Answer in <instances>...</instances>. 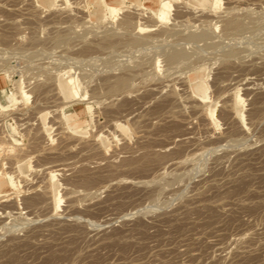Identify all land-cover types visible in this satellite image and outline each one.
Returning a JSON list of instances; mask_svg holds the SVG:
<instances>
[{
  "label": "rangeland",
  "instance_id": "obj_1",
  "mask_svg": "<svg viewBox=\"0 0 264 264\" xmlns=\"http://www.w3.org/2000/svg\"><path fill=\"white\" fill-rule=\"evenodd\" d=\"M98 3L0 0V264H264V0Z\"/></svg>",
  "mask_w": 264,
  "mask_h": 264
},
{
  "label": "bare ground",
  "instance_id": "obj_2",
  "mask_svg": "<svg viewBox=\"0 0 264 264\" xmlns=\"http://www.w3.org/2000/svg\"><path fill=\"white\" fill-rule=\"evenodd\" d=\"M97 1L100 3V4L98 3L99 5L102 4L101 7L105 5L106 8H107L108 5H109V6H111V5H113V4L118 5V0H97ZM145 1H147V3L149 4L150 9H152V10H155V9H156V5H155L156 0H145ZM169 1H174V0H169ZM196 1H198V0H196ZM151 2H152L153 4H150ZM199 4H200V3H199ZM98 7H99V6H98ZM164 9H165V8H164V4H163V3H160V8L157 9L156 11H152V12L154 13L155 17H156L159 21H163L161 15L164 13ZM246 16H248V15H246ZM128 17H129V16H128ZM128 17H127V19H128ZM230 17H231V16H230ZM237 17H238V16H237ZM249 17H250V15H249ZM122 18H123V17H122ZM234 18H235V17H234ZM240 18H241V17H240ZM247 18H248V17H247ZM247 18H246V19H247ZM257 18H258V17H257ZM129 19H130V18H129ZM125 20H126V19H125ZM226 20H227V19H226ZM252 20H254V19L252 18ZM260 20H262V19H260ZM260 20H259V21H260ZM122 21H123V20H122ZM126 22H127V24H129V23H128L129 21L126 20L125 22L123 21L124 24H122V25H125ZM130 22H131V21H130ZM249 22H250V21H249ZM245 23H247V22H245ZM127 24H126V25H127ZM247 24H248V23H247ZM253 24H254V23H253ZM255 24H256V23H255ZM261 24H262V23H261ZM126 25H125V26H126ZM249 25H251V23H250ZM119 26H120V25H119ZM131 26H132V24H131ZM203 26H204V25H203ZM241 26H242V25H241V23H240L238 20L231 19V20H229V21L226 22L224 28H225L227 31H228V29H230V32H231V31H235V32H236L237 30H240V28H241L242 31H243V28H245V27L242 26V27H243V28H242ZM122 27H123V26H122ZM256 27H257V26H256ZM83 28H84V27H83ZM202 30H203V29H202ZM207 30H208V29H207ZM85 31L88 32V30H85ZM92 31H93V30H92ZM100 31H101V30H100ZM123 31H124V30H123ZM131 31H133V30H131ZM200 31H201V30H200ZM242 31H241V32H242ZM113 32H114V31H113ZM125 32H126V30H125ZM125 32H124V33H125ZM172 32H173V31H172ZM244 32H245V31H244ZM110 33H111V32H110ZM127 33H129V32H127ZM192 33H193V32H192ZM231 33H232V32H231ZM231 33H230V34H231ZM239 33H240V32H239ZM87 34H88V33H87ZM92 34H93V33H92ZM136 34H137V33H136ZM210 34H211V33H210ZM225 34H226V33H225ZM233 34H234V33H233ZM149 35H150V34H149ZM205 35H206V34H205ZM205 35H204V33H203V34L200 33V35H199V34H198V35L195 34V35H192L190 38H191V39H194V38L197 39L198 37H200V38H201V37L204 38ZM212 35H213V34H212ZM235 35H236V34H235ZM239 35H240V34H239ZM150 36H151V35H150ZM209 36H210V35H209ZM102 37H103V36H102ZM151 37H153V36H151ZM188 37H189V36H188ZM128 38H129V37H128ZM142 38H143V37H142ZM186 38H187V37H186ZM131 39H132V38H131ZM136 39H137V37H136ZM140 39H141V38H140ZM195 39H194V40H195ZM124 40H126V39H124ZM133 40H134V39H133ZM210 40H212V39L210 38ZM60 41H61V40H60ZM129 41H130V40H129ZM200 41H201V40H200ZM213 41H214V40H213ZM213 41H212V42H213ZM58 42H59V41H58ZM139 42H141V41H139ZM143 42H144V41H143ZM143 42H142V43H143ZM192 42H193V41H192ZM54 43H55V42H54ZM121 43H122V42H121ZM135 44H136V43H135ZM138 44H139V43H138ZM144 44H145V43H144ZM213 44H215V43L213 42ZM133 45H134V44H133ZM109 46H110V45H109ZM112 46H113V45H112ZM125 46H126V45H125ZM128 46H129V45H128ZM130 46H131V45H130ZM135 46H136V45H135ZM138 46H139V45H138ZM140 46H141V43H140ZM147 46H148V45H147ZM104 47H105V46H104ZM120 47H121V46H120ZM148 47H149V46H148ZM111 48H112V47H111ZM122 48H123V47H122ZM129 48H131V47H129ZM135 48H136V47H135ZM142 48H143V47H142ZM132 49H133V46H132ZM181 49H182V48H181ZM183 49H184V48H183ZM137 50H138V49H137ZM139 50H140V49H139ZM175 50H177V49H175ZM178 50H179V49H178ZM178 50H177V51H178ZM121 51H123V50H121ZM141 52H142V51H141ZM138 53H139V52H138ZM142 53H144V52H142ZM155 53H157V52H155ZM150 54H151V53H150ZM152 54H153V53H152ZM139 55H140V54H139ZM145 55H146V54H145ZM145 55H144V56H145ZM179 55H180L179 53H176V52H175V53L171 54L168 58H167V57H166V58H167L168 60H172V61H173V60H176V58H177ZM188 55H189V54H188ZM188 55H187V56H188ZM115 56H116V55H115ZM166 56H167V55H166ZM181 56H182V55H181ZM181 56H180V57H181ZM113 57H114V56H113ZM142 57H143V56H142ZM142 57H139V58H142ZM109 58H110V57H109ZM117 58H118V57H117ZM178 59H179V58H178ZM119 60H120V59H119ZM147 60H149V59L147 58ZM179 60H180V59H179ZM187 60H188V59H186V62H187ZM106 61H107V60H106ZM143 61H144V60H143ZM165 61H167V60H165ZM119 62H120V61H119ZM141 62H142V61H141ZM167 62H168V61H167ZM169 62H170V61H169ZM186 62H185V63H186ZM188 62H190V61H188ZM188 62H187V63H188ZM109 63H111V61H110ZM115 63H116V62H115ZM122 63H123V62H122ZM136 63H137V61H136ZM145 63H146V62H145ZM104 64H107V62H105ZM104 64H103V65H104ZM118 64H119V63H118ZM189 64H190V63H189ZM107 65H109V64H107ZM112 65H113V62H112ZM114 65H115V64H114ZM126 65H127V64H126ZM170 65H171V64H170ZM170 65H169V66H170ZM100 66H101V65H100ZM122 66H123V65H122ZM127 66H128V65H127ZM179 66H180V64H179ZM182 66H183V65H182ZM101 67H102V66H101ZM106 67H107V66H106ZM108 67H109V66H108ZM170 68H171V66H170ZM172 68H173V67H172ZM109 70H110V69H109ZM83 72H84V71H83ZM82 74H83V73H82ZM119 79H120V78H119ZM121 79H122V78H121ZM123 79H124V78H123ZM125 79H126V78H125ZM73 81H74V80H73ZM73 81H71L70 79H68L67 82H66V84H69V85L71 86V88H72V91H74V94L77 95L76 87H74V84H75V86H76L77 84H76V82L74 83ZM125 81H126V80H125ZM127 81H128V80H127ZM116 83H117V81H116ZM199 83H200V82H199ZM196 84H198V83H196ZM117 85H119V86H117ZM123 85H127V84H126V82H125V84H124V81L122 82V80H121V81H119L115 86H117V88H118V87L123 86ZM112 86H113V85H112ZM115 86H114V87H115ZM110 87H111V86H110ZM114 87H113V88H114ZM124 87H126V86H124ZM120 88H121V87H120ZM109 89H111V88H109ZM118 89H119V88H118ZM121 89H122V88H121ZM111 90H112V89H111ZM193 92H194L195 94L199 95L200 98L203 99V100H205V98L207 97L206 94H205V89H203L202 86H200V85L193 86ZM11 102H14V103L16 102L15 94H13V96L11 97ZM8 106H11V105H9V104L3 105V104L0 102V108H1V109H6V108H8ZM226 106H227V105H226ZM204 112H205V111H204ZM212 116H213L212 113H210V117H211V119H212V121H213L214 118H213ZM234 118H235V117H234ZM239 121H240V119H239ZM243 127H244V126H243ZM46 131H47V130H46ZM196 160H197V159H196ZM194 161H195V160H194ZM189 162H190V161H189ZM0 174H1V173H0ZM2 174H3V173H2ZM2 174H1V175H2ZM49 175H50V174H49ZM175 175H176V174H175ZM182 175H183V174H182ZM183 177H184V176H183ZM176 179H177V175H176L175 180H176ZM172 180H173V179H172ZM175 180H174V181H175ZM46 181H47V180H46ZM9 182H10V184H11L10 179H9ZM48 185H49V184H48ZM48 185H47V186H48ZM51 185H52V184H51ZM50 187H52V186H50ZM48 191H49V190H48ZM48 191H47V192H48ZM49 194H50V193H49ZM57 195H58V194H57ZM57 195H56V196H57ZM49 199H50V198H49ZM50 200H51V199H50ZM58 201H59V200H56L55 205H56V203H58Z\"/></svg>",
  "mask_w": 264,
  "mask_h": 264
}]
</instances>
